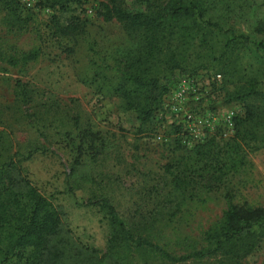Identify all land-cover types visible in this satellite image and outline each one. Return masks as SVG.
<instances>
[{"label":"rangeland","instance_id":"obj_1","mask_svg":"<svg viewBox=\"0 0 264 264\" xmlns=\"http://www.w3.org/2000/svg\"><path fill=\"white\" fill-rule=\"evenodd\" d=\"M22 1L19 30L0 11V161L12 155L39 192L64 212L68 251L106 260L110 215L91 204L103 197L133 233L176 256L206 247V232L230 208L264 206V147L242 146L244 162L214 189L171 190L174 174L189 173L196 161L195 147L233 136V118L244 108L227 92L245 77H256L264 91V0H207V16L223 26L222 33L213 37L210 50L199 51L198 60L192 53L182 68L160 73L169 91L141 130L134 111L82 81L95 63L87 48L95 37L123 40L106 6L149 12L166 0H81L64 8ZM74 19L85 24V34L58 33V25ZM233 35L242 38L223 47ZM27 52L35 58L16 66L5 60ZM129 264L220 263H170L137 249ZM243 264H264V237Z\"/></svg>","mask_w":264,"mask_h":264},{"label":"trees","instance_id":"obj_2","mask_svg":"<svg viewBox=\"0 0 264 264\" xmlns=\"http://www.w3.org/2000/svg\"><path fill=\"white\" fill-rule=\"evenodd\" d=\"M80 1L44 0L49 7L59 8ZM21 7H25L22 0H0V11L5 12L7 22L18 30ZM106 7L107 17H114L120 23L123 40L119 44L107 37L89 41L87 49L91 50L95 63L92 74L82 81L93 84L103 96L117 98L121 109L134 111L141 130L169 91L165 83H160V73L182 68L185 58L192 53L193 59L198 60L199 51L211 49L213 37L222 33L223 26L207 16V0H192L188 4L166 0L149 12L128 11L115 3ZM84 26L74 19L58 25L57 31L62 35H83ZM262 30L260 25L257 31ZM240 38L227 37L222 46H233ZM34 58L35 52H27L5 60L16 66ZM227 93L244 108L233 118V136L223 143L212 139L195 147L196 161L189 167V173H175L171 179L173 192H184L187 188L214 189L225 181L236 163L244 162L242 146L254 150L264 147V91L258 89L257 78L245 77ZM1 135L0 131V145ZM91 204L107 209L110 215L111 232L106 260L102 262L80 255L83 253L79 249L68 251L64 212L39 192L12 155H5L0 161V261L16 258L17 264L22 260L23 264H129L134 250L145 249L170 263L214 259L220 264H243L264 237V206L230 208L206 232V247L176 256L133 233L108 198Z\"/></svg>","mask_w":264,"mask_h":264},{"label":"built area","instance_id":"obj_3","mask_svg":"<svg viewBox=\"0 0 264 264\" xmlns=\"http://www.w3.org/2000/svg\"><path fill=\"white\" fill-rule=\"evenodd\" d=\"M26 4L30 5V2H29V1H27V2H26Z\"/></svg>","mask_w":264,"mask_h":264}]
</instances>
